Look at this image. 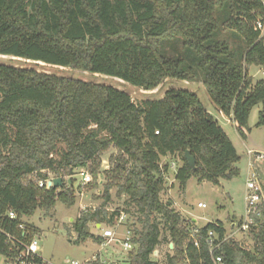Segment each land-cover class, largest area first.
Listing matches in <instances>:
<instances>
[{
  "label": "trees",
  "instance_id": "16d2710c",
  "mask_svg": "<svg viewBox=\"0 0 264 264\" xmlns=\"http://www.w3.org/2000/svg\"><path fill=\"white\" fill-rule=\"evenodd\" d=\"M263 14L262 0H0V56L112 77L145 91L167 79L202 83L214 106L246 138L251 112L259 105V126H264V80L254 83L249 75L251 67H264V35L255 30ZM223 29L240 45L233 48L223 40ZM177 37L197 56L196 69L161 52L164 42ZM60 144L65 151L56 159ZM111 149L117 156L101 171L102 157ZM186 153L194 157V168ZM167 159L180 160L175 180L184 190L193 177L215 185L236 178L241 158L194 92L169 89L160 100L136 105L109 85L0 64V217L17 214V220L5 222L11 233L22 238L17 226L24 223L30 231L25 219L38 210L49 214L57 202L76 205L73 176L87 168L94 178L90 189L102 188L96 198L103 204L73 222L78 242L102 245L90 225L114 226L121 213L130 216L128 210H108L115 188L138 214L127 225L133 233L129 264H157L163 225L169 249L173 244L168 264H214L216 257L225 264H264V223L248 232L254 240L249 250L234 238L224 240L221 222L193 233V221L171 201L163 202ZM43 171L62 178L63 186L40 188ZM210 233L221 242L213 253ZM9 249L2 237L0 254Z\"/></svg>",
  "mask_w": 264,
  "mask_h": 264
},
{
  "label": "rangeland",
  "instance_id": "374dc122",
  "mask_svg": "<svg viewBox=\"0 0 264 264\" xmlns=\"http://www.w3.org/2000/svg\"><path fill=\"white\" fill-rule=\"evenodd\" d=\"M217 15L223 18L225 14L224 12H218ZM222 31L221 38L227 40L233 48L240 45V41L233 36L231 31L225 29ZM161 52L166 56L182 58L187 67L194 69L197 67V56L191 49L184 46L183 40L180 37L164 42ZM0 64L31 68L41 73L59 77L109 85L129 94L136 105H140L148 100H160L169 89L187 90L196 93L206 110L208 109L215 119L219 118L205 86L198 82L191 83L167 79L155 90L145 91L116 78L70 68L50 66L14 57L0 56ZM263 71L264 67H251L249 69V75L253 78L254 83L264 80ZM261 109L262 107L259 105L252 110L248 129L246 130V138L241 137L238 131L231 125L222 123L241 158L240 162L236 165L239 169V175L236 178L230 181L220 180L219 185H215L208 181L200 183L196 177H193L188 181L186 188L182 190L175 180L176 173L181 165L180 160L167 159L163 161V163L167 161L171 164L170 171L166 175V191L162 195L163 202L171 201L173 209L176 212L180 213L183 218L193 221V233H196L198 229L210 223L221 222L226 230V237L234 238L249 250H253L254 248L253 238L249 236L248 232H237V229L233 225L236 224L238 227L245 217V185L249 162L247 150L264 152V126H259ZM94 128L91 127L90 129ZM100 137L104 138L105 135H101ZM64 151L65 146L60 144L54 157L59 159ZM116 156L117 151L114 149L106 153L102 157L101 171H107L111 167L110 157ZM173 164L176 165L175 169L172 168ZM253 170L259 179L264 181V165L256 164ZM73 179L76 205L68 207L62 202H57L49 214H46L43 210H38L33 217L25 219V222L30 227L29 230L34 232L32 240L38 242L42 258L51 264H69L72 261L84 263L93 257L97 258L99 256L101 262L98 261L96 264L108 263L115 259L117 260L112 264H129V252L124 251L122 245L111 244L102 248L101 245L95 244L91 240L78 242V234L72 224L75 219L85 213L84 211L94 212L101 207L103 201L96 197L102 195V188L93 191L88 186L83 190V194L79 195L78 192L80 191H78L77 187L80 180L74 177ZM116 192L115 188L111 192L112 203L108 206V210L110 212L128 210L130 213V216H128L129 223L135 222L138 218L137 210L130 204H126L125 197L119 199L116 196ZM199 204H203L206 207L199 208ZM105 228L108 229L110 227L103 225V229ZM124 228H128L127 224L121 225L116 229L121 235V239H124L126 236ZM161 228L163 230L162 243L156 250L157 254H154V261L157 264H168V258L173 256V252L168 247L170 244L169 231L164 225ZM90 230L93 235L101 232L93 224L90 225ZM30 231H27L28 235H30Z\"/></svg>",
  "mask_w": 264,
  "mask_h": 264
},
{
  "label": "built area",
  "instance_id": "2783aa9c",
  "mask_svg": "<svg viewBox=\"0 0 264 264\" xmlns=\"http://www.w3.org/2000/svg\"><path fill=\"white\" fill-rule=\"evenodd\" d=\"M262 5L264 6V0H262ZM255 30L260 32L261 37L264 35V14L262 18L256 21ZM262 74L264 75V71ZM247 156L249 162L245 185V217L238 227L236 224L233 225V227L237 229V232L241 233L249 232L253 226L264 223V182L259 179L258 175L253 170L256 164L264 165V152L248 149ZM175 166L176 165L173 164L172 168L175 169ZM43 174L46 175V177L38 182L39 187L47 190L53 188V181L58 177L47 171H43ZM73 177L80 180L77 187L78 191H80L78 192L79 195L83 194V190L94 181L93 176L87 168L77 169ZM70 181L71 180L68 181V184ZM198 207L205 208L206 206L199 204ZM84 212L86 213L87 211ZM17 218L18 216L14 211H8L4 217H0V239L3 237L6 240V244L10 245L8 254H0V264H51L49 261L42 258L38 242L33 240L27 242V226L24 223L17 226V230L22 232V238H19L16 234L8 230L5 222L15 221ZM128 221V216L121 213L114 226H108L110 227L108 229L102 228V238L107 240L105 246L115 244L117 246L122 245L126 252L133 250V245L131 243L133 237L132 230L129 227L126 229L124 228L126 230L124 239H121V235L116 230L121 225H128ZM228 238L229 237H226L224 240ZM220 245L221 242L216 244L214 233H210L209 246L212 253L219 248ZM170 246H173V244ZM195 246H199L197 241H195ZM170 249H173V247H170ZM98 261V258H93L84 263L72 261L69 262V264H94ZM213 261L214 264H225L222 257H216Z\"/></svg>",
  "mask_w": 264,
  "mask_h": 264
},
{
  "label": "crops",
  "instance_id": "0c3cea01",
  "mask_svg": "<svg viewBox=\"0 0 264 264\" xmlns=\"http://www.w3.org/2000/svg\"><path fill=\"white\" fill-rule=\"evenodd\" d=\"M213 104V103H212ZM214 105V104H213ZM214 108H215V110H216V112H217V114H218V116H219V118L217 119L216 118V120L220 123V125H221V127L224 129V131L226 132V134L228 135V133H227V131L225 130V128H224V126H223V124L222 123H225L226 125H231L232 127H234L236 130H237V127H238V125L231 119V118H229V117H226L222 112H220L215 106H214ZM207 111H208V113L210 114V115H212L211 114V112L207 109ZM214 118V117H213ZM215 119V118H214ZM229 136V135H228ZM234 146H235V144H234ZM235 148H236V146H235ZM236 150H237V148H236ZM238 152V151H237ZM239 154V153H238ZM263 177H264V174H263ZM264 182V181H263ZM94 225V227L96 228V229H100V231L102 230V228H103V226L102 225H99V224H93ZM96 237H100V238H102V231L100 232V233H98V234H96L95 235ZM103 239V238H102ZM107 243V240H105V239H103V244L101 245V247L103 248V247H105V244ZM118 257V256H117ZM93 258H95V257H93ZM92 258V259H93ZM97 258L99 259V261H100V258H99V256H97ZM120 258V257H119ZM91 259V260H92ZM115 260H117V259H115ZM115 260H111L110 262H108V263H106V262H104V263H101V264H112ZM88 261H90V260H88ZM101 262V261H100Z\"/></svg>",
  "mask_w": 264,
  "mask_h": 264
},
{
  "label": "water",
  "instance_id": "95a60500",
  "mask_svg": "<svg viewBox=\"0 0 264 264\" xmlns=\"http://www.w3.org/2000/svg\"><path fill=\"white\" fill-rule=\"evenodd\" d=\"M185 158H186L189 166H191L192 168H194L195 167V164H196L194 157L190 156L189 153H186ZM69 184H71V181L69 182ZM62 186H63L62 178H56V179H54V181H53V188L57 189V188H60ZM170 247L172 248L173 246H170ZM156 254H157V252H155V255Z\"/></svg>",
  "mask_w": 264,
  "mask_h": 264
}]
</instances>
